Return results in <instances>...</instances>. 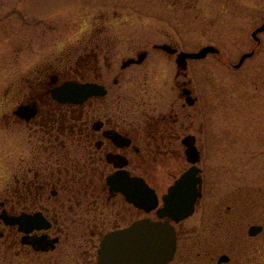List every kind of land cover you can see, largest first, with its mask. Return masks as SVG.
Listing matches in <instances>:
<instances>
[{"label": "flooded vegetation", "instance_id": "1", "mask_svg": "<svg viewBox=\"0 0 264 264\" xmlns=\"http://www.w3.org/2000/svg\"><path fill=\"white\" fill-rule=\"evenodd\" d=\"M91 26L31 66L18 53L0 86V264H96L105 235L144 218L174 225L167 264H242V240L263 232L250 233L258 190L242 172L245 184L227 193L225 172H213V134L264 141V95L230 96L225 85L214 116L218 93L195 64L211 53L181 66L180 52L195 50L167 39L120 54L111 24ZM76 84L95 93L68 101ZM192 167L201 196L176 221L165 198Z\"/></svg>", "mask_w": 264, "mask_h": 264}, {"label": "rangeland", "instance_id": "2", "mask_svg": "<svg viewBox=\"0 0 264 264\" xmlns=\"http://www.w3.org/2000/svg\"><path fill=\"white\" fill-rule=\"evenodd\" d=\"M83 22L87 25L80 31ZM263 22L264 0H0V86H8L16 73L18 53L31 66L41 56L60 50L78 32L92 31V23L99 27L111 24L108 33L120 54L167 39L195 51L204 45H216L218 54L195 64L198 74L210 76L213 82L218 97L214 98L212 113L220 116V91L225 85L230 96L239 90L245 95H264V30L258 33L259 42L252 36ZM251 50L255 51L253 57L235 68L241 56ZM213 138V172H225L231 182L227 193L234 192V196L238 193L235 189L244 183L242 172L254 178L250 180L258 190V216L254 218L264 225V141L247 142L230 136L224 142L220 130ZM248 146L256 150L254 156L246 152ZM224 152L222 159L219 156ZM234 196L230 202H234ZM242 241L247 249L236 261L264 264V229L254 244L252 240Z\"/></svg>", "mask_w": 264, "mask_h": 264}, {"label": "water", "instance_id": "3", "mask_svg": "<svg viewBox=\"0 0 264 264\" xmlns=\"http://www.w3.org/2000/svg\"><path fill=\"white\" fill-rule=\"evenodd\" d=\"M263 30L264 23L253 31V37L258 40V33ZM161 47L168 48L167 45ZM219 51L214 45H206L195 52L181 51L177 59L179 64L184 66L188 58H203L208 53ZM253 53L252 51L243 54L236 66H240ZM77 85H75L77 88L68 91L66 95L68 101H80L95 93L93 84L78 85L79 87ZM197 172L196 167L186 171L170 188V193L165 198L166 212L176 221L191 215L197 199L201 196L198 187L201 179L197 176ZM151 200L149 203L153 207L155 203ZM262 229V225H253L250 233L256 234ZM100 246L96 264H167L176 250V230L169 221L144 218L129 227L108 233L102 239ZM226 258L222 256L221 260Z\"/></svg>", "mask_w": 264, "mask_h": 264}, {"label": "bare ground", "instance_id": "4", "mask_svg": "<svg viewBox=\"0 0 264 264\" xmlns=\"http://www.w3.org/2000/svg\"><path fill=\"white\" fill-rule=\"evenodd\" d=\"M77 88V87H76Z\"/></svg>", "mask_w": 264, "mask_h": 264}]
</instances>
